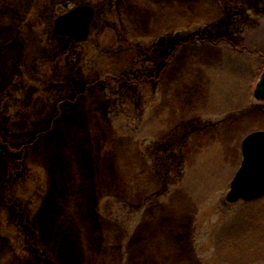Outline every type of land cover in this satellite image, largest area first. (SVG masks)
Wrapping results in <instances>:
<instances>
[{
	"label": "rangeland",
	"instance_id": "rangeland-1",
	"mask_svg": "<svg viewBox=\"0 0 264 264\" xmlns=\"http://www.w3.org/2000/svg\"><path fill=\"white\" fill-rule=\"evenodd\" d=\"M69 1L99 23L63 48L64 4L0 0V264H44L37 225L71 229L72 213L48 210L64 206L58 192L73 197L76 176L89 180L81 194L101 193L92 225L114 242L87 247L84 264H264V197L226 200L244 136L264 129L263 54L185 43L156 83L129 80L152 69L154 42L162 53L196 32L222 28L264 53V0Z\"/></svg>",
	"mask_w": 264,
	"mask_h": 264
},
{
	"label": "trees",
	"instance_id": "trees-1",
	"mask_svg": "<svg viewBox=\"0 0 264 264\" xmlns=\"http://www.w3.org/2000/svg\"><path fill=\"white\" fill-rule=\"evenodd\" d=\"M217 31H218L217 36L214 37L216 39L213 40V42L215 41V43H219V44L222 42L224 43L226 42L230 44L231 46L233 45L234 48L237 50L236 52L239 54H242V53L263 54L261 60L264 62V53L261 52L262 49L260 46L259 47L248 46L244 44L239 39V37H233V39L230 40V38H227V36L224 35L225 31L222 28H220ZM197 39L198 38H192L190 40L186 39V41L184 42L177 41L175 43L176 45H174L175 49L177 50L179 45L181 46V45H184L185 43L187 44L195 43V41L197 42ZM201 39L204 41L212 40V38H208V39L201 38ZM86 91H87V88H86ZM73 119L76 120L75 118ZM2 173L3 172L0 168V177ZM75 180H77L78 182L73 184V197L71 195L65 196L64 194L58 192L60 194V197L64 198L62 200L64 201L63 203L64 206H62L61 210L59 211L58 210L54 211L51 209L48 210V214L52 215L55 218H58L60 215L67 216L69 213H72L74 217H73V226L71 227V229L70 228L63 229V227L61 228L60 226L59 227L56 226V229L54 231L44 232V228L41 226L40 222L37 225V230H40L41 233L42 232L43 234L48 233L47 237L43 235L44 243L41 242L42 248L39 249L42 254L41 261L43 260L44 264H46L49 254H51L49 257L54 258L53 261H55L56 264L57 263L58 264H84L82 259H86L85 254H86L87 247L90 248L92 251L93 250L98 251L99 247L96 246L97 243L114 244V242L109 240L107 236H104L105 232H103L100 229V227H96L95 225H92L94 224L93 223L94 219L99 220L101 218V215L94 207V205L96 204V201L100 198L101 193H99L98 198L95 197L93 199L92 198L90 199L88 194H85V193L81 194L83 189H85V187L90 185L88 177L81 178V177L76 176ZM76 190L77 192L78 190L81 191V192H78L80 195H77ZM84 191L87 192L88 190H84ZM68 196L72 198H69ZM77 202L80 203L79 209H76L77 207L75 208V205ZM70 204L73 206L72 207L73 211H70V208H69ZM37 230L35 229L33 230L34 240L38 239V234L35 232ZM94 231L96 233H94ZM223 235H224L223 242H225V244L228 245L229 247H232V252H233L236 249V246L238 244L236 241H232V238H234V236L229 235L228 233L223 234ZM83 236H85V238L87 237L86 238L87 241L85 245H83V239H82ZM93 238L95 240H93ZM72 260L74 261L72 262ZM100 264H105V263L101 262Z\"/></svg>",
	"mask_w": 264,
	"mask_h": 264
},
{
	"label": "water",
	"instance_id": "water-1",
	"mask_svg": "<svg viewBox=\"0 0 264 264\" xmlns=\"http://www.w3.org/2000/svg\"><path fill=\"white\" fill-rule=\"evenodd\" d=\"M93 7L79 5L56 19L57 32L76 40L88 37ZM264 91V72L257 85L255 95ZM243 160L235 173L226 198L230 202L251 200L264 194V130L249 133L242 142Z\"/></svg>",
	"mask_w": 264,
	"mask_h": 264
},
{
	"label": "flooded vegetation",
	"instance_id": "flooded-vegetation-1",
	"mask_svg": "<svg viewBox=\"0 0 264 264\" xmlns=\"http://www.w3.org/2000/svg\"><path fill=\"white\" fill-rule=\"evenodd\" d=\"M55 2H57L58 4H64L63 6L65 7V8H67V11H69L68 10V6H69V0H51V3L52 4H54ZM83 4V3H82ZM44 5H45V3H44ZM77 5H80V4H78V3H76L75 4V6H77ZM74 6V7H75ZM73 7V8H74ZM93 10H94V12H93V17H92V19H91V22H90V25H89V35L88 36H90V33H91V30H92V28H95V27H97L98 26V21H97V18H96V15H97V10L93 7ZM66 11V12H67ZM56 13V12H55ZM65 13V12H64ZM64 13H61V14H57V16H56V18L59 16V15H62V14H64ZM55 15V14H54ZM56 18H55V20H56ZM226 26L224 25L223 26V28H225ZM54 33L56 34V40L60 43V44H62V47L63 48H67V47H69L72 43H74V42H81V41H83V40H75V39H72L71 37H69L68 35H64V34H61V33H59V32H57L56 31V29H55V24H54ZM225 32H224V35L225 36H227V38H230V40H232L233 39V37H236V36H232V35H230V34H228L227 32H226V30H224ZM217 32L218 31H216L215 32V34L213 33V34H211L210 36H209V38H214L215 36H217ZM212 35H214V36H212ZM192 38H198L197 39V41H200L201 43H204L205 44V42H208V41H204V40H202L201 38H202V36H200V33H198V32H196L195 34H194V36L192 37ZM88 39V38H87ZM86 39V40H87ZM204 39V38H203ZM196 42V41H195ZM158 42H154L153 44H152V46H151V48L150 49H147L146 51H144V54L146 55V57H145V61H146V63H144L145 64V66L147 67V68H152L151 70H153V69H155L154 71H152L151 73H149L150 71H145V72H143L142 74H140V77H137L136 76V78H130L129 80H130V82H133V85H135V84H138V83H140V82H144V81H153V82H157L159 79H160V76L161 75H163V73L165 72V69H167L169 66H170V64H171V62H172V59H173V56H174V54L176 53V49H175V46H174V42H173V45L170 43V44H168V47H166V46H163V50H162V53H161V50H160V46H159V44H157ZM224 43V42H223ZM222 44V43H221ZM221 44H219V45H221ZM222 45H225L226 47L227 46H230V47H233V49L235 50V51H237L235 48H234V46L232 45H230V44H228V43H224V44H222ZM165 52V53H164ZM248 52V51H247ZM165 56H164V55ZM48 57L50 58L51 57V54L50 55H48ZM147 62H150V63H152L151 65L152 66H147L148 64H147ZM162 72V73H161ZM160 73H161V75H160ZM111 76H112V78L114 79V81H121L122 79L123 80H126V74H120L119 76L118 75H114V74H110ZM110 77H107V78H103V81L104 82H106L108 79H109ZM105 79V80H104ZM86 84H88V83H86ZM89 85V84H88ZM257 90V85L255 86V88H254V92ZM263 93H261V95L260 96H262L263 98H264V91H262ZM238 168V167H237ZM262 197V196H261ZM264 197V196H263ZM258 198H260V197H257V198H255V199H253V200H251L250 202H254V201H256V200H258ZM244 203L243 201H238V202H236V203Z\"/></svg>",
	"mask_w": 264,
	"mask_h": 264
}]
</instances>
